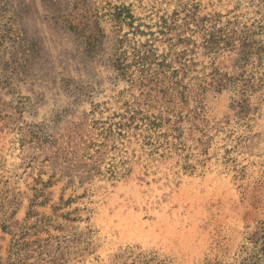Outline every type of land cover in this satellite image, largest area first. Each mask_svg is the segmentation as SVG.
Segmentation results:
<instances>
[{
    "label": "rangeland",
    "instance_id": "rangeland-1",
    "mask_svg": "<svg viewBox=\"0 0 264 264\" xmlns=\"http://www.w3.org/2000/svg\"><path fill=\"white\" fill-rule=\"evenodd\" d=\"M217 15L264 50V0H0V264H264V53L206 49ZM162 16L189 51L140 75Z\"/></svg>",
    "mask_w": 264,
    "mask_h": 264
},
{
    "label": "trees",
    "instance_id": "trees-1",
    "mask_svg": "<svg viewBox=\"0 0 264 264\" xmlns=\"http://www.w3.org/2000/svg\"><path fill=\"white\" fill-rule=\"evenodd\" d=\"M176 15V14H175ZM194 14L186 15V18H190L193 20V22L196 23L195 19H193ZM221 16L217 15V19L212 20L213 26L211 27V31H206V29L203 32V41L206 49L214 52L222 51L229 46L232 45V47H235L236 44L239 48H241L242 52L245 55V58L243 60V64H245L248 61V58L253 54V51L256 50L257 52L264 53V50L262 48L255 49L252 44L248 43V33L246 30H243V27L240 31L235 28V19L233 20H227L223 26H216L218 23L221 24L220 19ZM202 21H206L205 19ZM194 26L199 28V26H204L205 24L201 22V24H195ZM188 24V23H187ZM185 24V25H187ZM141 26V25H140ZM138 26V27H140ZM145 28H148V26L143 25ZM154 26L157 28L156 32L150 31L148 33L149 36H151V39L146 41L145 44H138V46L132 47V57H133V66L136 68V71L140 74L145 76L149 73V71L152 70V68L158 67L165 69V71H169L172 62L175 59H178L179 57H184L189 49L188 45L192 40L188 39L187 37H177V43H184L186 46L184 49H181L180 51H177L175 49L177 43L173 42V38L166 37L163 42L166 43V48H164L163 52L160 54H157V49L155 47L154 42L156 39V34L159 36L165 37L169 31L172 29L179 27L176 25L175 20L172 18L167 17H159L157 22L154 24ZM134 31L137 33H140L142 35H145L143 31H140L138 27H133ZM186 30L193 32L190 27H185ZM156 36V37H155ZM188 43V44H187ZM124 52L119 57V62L117 63V70L121 72L122 76H127L130 65L123 62L124 58ZM185 66V62L183 63V67ZM178 72L176 69L172 70L171 75H176ZM243 76V75H242ZM147 78V77H146ZM239 84L242 87L241 90L245 91L247 88L248 80L246 79H239ZM175 87L182 88V91L184 92L185 87L181 86V83L179 81L174 82ZM182 93V92H181ZM183 95V94H181ZM123 119V118H122ZM135 117L131 115L128 119V121H131V123H134ZM162 117H143L141 118L142 127H139L137 123L134 124L135 129H141L144 133L143 138L146 140L144 142H148L147 145L152 146V143L149 142V139H151L150 136L155 137L158 139L162 133L158 130L161 127L162 124ZM117 128H120L123 125L122 123H118L115 125ZM122 160V158H121ZM125 162L119 161L118 163H112L107 168L106 173L111 178H117L120 176L125 175V173L128 171L125 167ZM189 167V166H187Z\"/></svg>",
    "mask_w": 264,
    "mask_h": 264
}]
</instances>
